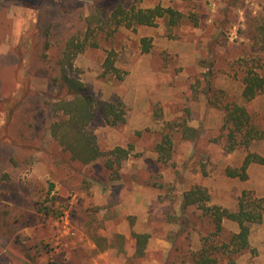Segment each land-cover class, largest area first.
<instances>
[{
	"label": "rangeland",
	"instance_id": "1",
	"mask_svg": "<svg viewBox=\"0 0 264 264\" xmlns=\"http://www.w3.org/2000/svg\"><path fill=\"white\" fill-rule=\"evenodd\" d=\"M134 3L173 7L183 18L104 24L118 4ZM88 32L98 45L76 56V73L96 98L120 99L126 110L112 125L99 109L88 126L103 150L130 149L118 172L105 157L74 159L51 133L54 104L67 97L64 45ZM262 42L264 0H0V264H193L214 228L202 209L184 206L186 191L205 187L209 204L232 210L244 191L264 197L263 164H251L247 179L227 173L249 152L264 155V138L230 151L223 127V106L236 101L264 129V96L242 95ZM109 53L122 77L105 72ZM187 126L200 136L187 137ZM167 134L165 160L157 146ZM224 225L226 236L239 229ZM135 233L149 234L143 254ZM250 243L237 264H264V217Z\"/></svg>",
	"mask_w": 264,
	"mask_h": 264
},
{
	"label": "trees",
	"instance_id": "2",
	"mask_svg": "<svg viewBox=\"0 0 264 264\" xmlns=\"http://www.w3.org/2000/svg\"><path fill=\"white\" fill-rule=\"evenodd\" d=\"M160 17L168 18V22L173 25L183 18V14L173 7L162 5L143 8L135 3L130 7L118 4L104 24H114L116 28L122 25L127 27L134 25L153 26L157 24ZM90 32L86 34L84 40L72 37L64 45L59 65L61 67V84L67 91V97L60 98L54 104L58 118L51 126V133L74 159L89 163L105 157L106 166L118 172V167L130 155V149L116 146L109 151L103 150L96 135L89 131L88 126L96 117L99 109L109 124L117 125L125 122L124 103L120 99L108 101L96 98L90 91L88 84L77 75V68L74 64L76 56L83 52L87 46L98 45L97 40L89 42L90 36L94 33L91 34ZM142 45L143 52L151 50L152 44L149 38H142ZM262 48L264 49V43ZM258 61V64L248 66L245 69L242 95L246 100H252L259 95L264 96V58H259ZM104 67L105 72H117L118 76L122 77L115 65L113 53L107 55ZM223 109L225 112L223 127L228 150L232 151L240 146L249 147L255 140L264 138V129L254 122L253 115L245 105L231 101L225 104ZM184 132L190 138L200 136V130L191 126H187ZM157 149L165 160L171 157L172 140L168 134L158 144ZM253 163L264 165V155L249 152L240 167H229L227 173L232 177L247 179L248 168ZM53 187L54 184H51V188ZM210 200L211 196L208 190L202 186L193 187L184 194V206H196L202 209L210 218L214 228L212 232L214 237H206L202 247L194 253L193 264H220V257L225 255L228 257L229 264H237L236 257L251 248V226L263 220L264 197L250 198L248 193L244 191L238 207L233 210L220 205H211L209 204ZM226 220L236 223L239 227L238 231L227 236L224 235V222ZM135 236L137 252L143 254L149 234L135 233Z\"/></svg>",
	"mask_w": 264,
	"mask_h": 264
}]
</instances>
